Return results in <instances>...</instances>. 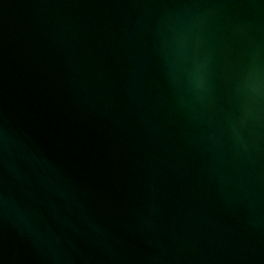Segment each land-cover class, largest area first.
Segmentation results:
<instances>
[{
    "label": "water",
    "instance_id": "1",
    "mask_svg": "<svg viewBox=\"0 0 264 264\" xmlns=\"http://www.w3.org/2000/svg\"><path fill=\"white\" fill-rule=\"evenodd\" d=\"M0 264H264V0H0Z\"/></svg>",
    "mask_w": 264,
    "mask_h": 264
}]
</instances>
